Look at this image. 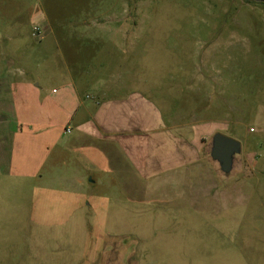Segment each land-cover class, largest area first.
Returning <instances> with one entry per match:
<instances>
[{"label": "rangeland", "instance_id": "obj_1", "mask_svg": "<svg viewBox=\"0 0 264 264\" xmlns=\"http://www.w3.org/2000/svg\"><path fill=\"white\" fill-rule=\"evenodd\" d=\"M23 69L27 84L39 83L34 90L48 98L82 72L90 85L122 88L119 95L135 91L157 104L169 96L174 111L185 105V121H199L205 164L216 132L240 141V173L223 178L233 212L187 213L180 228L139 229L137 253L140 264H264V1L0 0V83L20 84ZM8 93L0 88V142L4 157L11 147L21 157L12 142L21 136V92ZM64 169L50 159L36 182L0 165V264H88L81 227L35 226L34 188ZM88 242L89 264H99L102 243Z\"/></svg>", "mask_w": 264, "mask_h": 264}, {"label": "crops", "instance_id": "obj_2", "mask_svg": "<svg viewBox=\"0 0 264 264\" xmlns=\"http://www.w3.org/2000/svg\"><path fill=\"white\" fill-rule=\"evenodd\" d=\"M25 74L23 69L20 84L8 79L0 83L9 93L21 92V136L12 139L21 157H15L12 147L4 157L0 142V165L9 175L36 182L50 159L64 166L48 187L38 181L32 192L35 226L81 227V255L88 264L89 239L102 243L96 252L99 264H140L137 248L143 236L137 230L157 229L161 223L180 228L187 213L233 212L231 190L211 161H203L201 138L196 136L199 121L184 120L185 105L174 111L169 96H160L163 104H157L135 91L119 95L122 88L90 85L86 72L62 85L60 92L53 89L59 96L48 98L34 90L39 83L27 84ZM31 96L37 97L34 104ZM213 97L205 98L212 103ZM193 108L191 115L197 117ZM185 128L192 137L180 133ZM56 180L64 187H55ZM95 229L103 231L95 237Z\"/></svg>", "mask_w": 264, "mask_h": 264}, {"label": "water", "instance_id": "obj_3", "mask_svg": "<svg viewBox=\"0 0 264 264\" xmlns=\"http://www.w3.org/2000/svg\"><path fill=\"white\" fill-rule=\"evenodd\" d=\"M208 154L220 177L229 179L240 169L243 147L240 141L216 132L208 142Z\"/></svg>", "mask_w": 264, "mask_h": 264}, {"label": "built area", "instance_id": "obj_4", "mask_svg": "<svg viewBox=\"0 0 264 264\" xmlns=\"http://www.w3.org/2000/svg\"><path fill=\"white\" fill-rule=\"evenodd\" d=\"M34 35L36 36L37 34H40L41 33V30H40V28H35L34 29Z\"/></svg>", "mask_w": 264, "mask_h": 264}, {"label": "trees", "instance_id": "obj_5", "mask_svg": "<svg viewBox=\"0 0 264 264\" xmlns=\"http://www.w3.org/2000/svg\"><path fill=\"white\" fill-rule=\"evenodd\" d=\"M262 1H264V0H262Z\"/></svg>", "mask_w": 264, "mask_h": 264}]
</instances>
